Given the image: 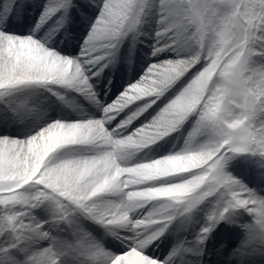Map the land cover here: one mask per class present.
<instances>
[{"label": "snow or ice", "instance_id": "snow-or-ice-1", "mask_svg": "<svg viewBox=\"0 0 264 264\" xmlns=\"http://www.w3.org/2000/svg\"><path fill=\"white\" fill-rule=\"evenodd\" d=\"M0 264H264V0H0Z\"/></svg>", "mask_w": 264, "mask_h": 264}]
</instances>
